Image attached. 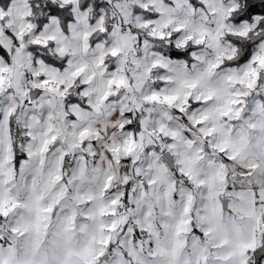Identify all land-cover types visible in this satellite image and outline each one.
I'll return each mask as SVG.
<instances>
[{
  "label": "snow or ice",
  "instance_id": "1",
  "mask_svg": "<svg viewBox=\"0 0 264 264\" xmlns=\"http://www.w3.org/2000/svg\"><path fill=\"white\" fill-rule=\"evenodd\" d=\"M37 7L0 0V264H264V0Z\"/></svg>",
  "mask_w": 264,
  "mask_h": 264
},
{
  "label": "clouds",
  "instance_id": "2",
  "mask_svg": "<svg viewBox=\"0 0 264 264\" xmlns=\"http://www.w3.org/2000/svg\"><path fill=\"white\" fill-rule=\"evenodd\" d=\"M100 2H103V0H100ZM48 3V0H34V6L38 5L36 8V16L39 17L40 10L43 9ZM111 20V17H109V21ZM141 37H144V32H140ZM179 38V37H178ZM175 41H164V42H159V41H154L152 42L154 47L160 48L162 53H166L171 59L173 60H184L185 62H188L191 60V51L190 47H184V48H175L174 47ZM197 51H203L202 49H197ZM41 55H44L43 52L40 53ZM186 54V55H185ZM59 59H57V63H59ZM227 63V62H226ZM111 64V61H109V65ZM220 71H226V68L222 67ZM153 83H159L157 80V74L153 75L152 81ZM78 87V86H77ZM73 98L76 100H80L81 98L79 97L78 94H76V88H73ZM74 164V160L70 159L69 162V167H72Z\"/></svg>",
  "mask_w": 264,
  "mask_h": 264
}]
</instances>
